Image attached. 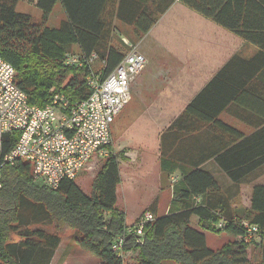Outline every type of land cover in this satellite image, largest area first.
I'll use <instances>...</instances> for the list:
<instances>
[{
	"label": "trees",
	"instance_id": "obj_1",
	"mask_svg": "<svg viewBox=\"0 0 264 264\" xmlns=\"http://www.w3.org/2000/svg\"><path fill=\"white\" fill-rule=\"evenodd\" d=\"M57 1L62 2L67 18L59 26L49 27ZM175 1L258 51L249 61L232 56L163 134L161 169L167 176L175 169L181 173L172 185L170 210L158 216L150 209L155 216L144 230L143 244L136 245L133 236L126 235L123 250L138 253L134 264H264L248 259L242 226L246 222L256 227L259 235L264 234V185H253L249 208L234 209L230 207L231 197L221 196L218 182L199 168L204 159L214 158L219 169L239 187L247 174L264 163L254 160L255 147L240 132L219 119L237 97L238 82L230 71L232 66L240 61L255 62L252 65L257 70L264 65V0H155L149 5L137 0H36L35 7L41 13L38 21L16 10L20 0H0V57L14 68L15 83L26 94L29 105L43 108L56 95L69 103L84 101L91 93L85 82L91 70L64 64L71 48L77 46L85 56L95 53L99 72L105 77L129 51L126 45L125 51L111 43L119 34L118 25L131 27L139 40ZM206 125L213 128L215 140L226 135L228 142L196 162H185L181 154L176 158L169 153L170 157L164 151V140L171 138L173 144L181 138V131L187 134ZM16 138V134L5 136L4 152L12 149ZM109 148L111 145L105 151H111ZM104 160L89 195L72 180L61 181L56 189L37 185L32 166L26 161L4 167L0 258L11 264H50L60 232L74 230L75 244L96 257L99 264H123L111 251L114 240L128 228L125 213L116 207L119 164L116 154ZM193 217L198 218L203 231L223 233L232 240L210 250L204 233L192 226Z\"/></svg>",
	"mask_w": 264,
	"mask_h": 264
},
{
	"label": "crops",
	"instance_id": "obj_2",
	"mask_svg": "<svg viewBox=\"0 0 264 264\" xmlns=\"http://www.w3.org/2000/svg\"><path fill=\"white\" fill-rule=\"evenodd\" d=\"M137 1L149 5L155 0ZM33 5L35 6V2ZM53 15L62 18L60 23L66 20L67 13L61 1H57L55 4L50 17ZM199 16L201 15L175 1L146 35L139 40L134 36L136 40V43L133 44L134 49L144 55L146 63L141 73L130 84V102L133 100L134 105L128 108L129 102L125 108L127 107V113L132 115L136 109L133 132L138 135L131 139L129 137L125 139L124 150L127 151L126 160H132L136 164L142 162L140 169L144 173L148 172L146 176L153 175L155 180L154 184L150 185L149 191L140 196L143 205L134 208L124 206L127 210L124 211L125 216L129 213L132 215L131 224L136 222L139 216L148 209H153L158 216L166 215L170 210L172 185L181 178V173L175 169L170 176H167L161 169V149H163L161 137L163 134L182 115L187 104L232 56L238 55L242 60L249 61L258 51L255 46L247 44L235 35V37L230 36L223 32L224 28L221 30L216 26L209 28L216 30L217 37L208 39L207 36H204V32L208 30V26L204 23L208 22ZM168 17L171 19L168 20ZM171 24L174 28L171 27ZM121 26L119 24L118 28ZM203 40L207 41L204 44L207 49L208 45L212 46L206 57L200 55L197 50L203 47V44H198ZM162 48L167 50L168 56H161L162 52L165 54V50L162 51ZM173 48L176 49L175 52L172 51ZM254 63L252 64L255 65ZM252 64L240 61L232 66L230 71L238 82L237 97L236 101L231 102L220 114L219 119L240 132L247 139L249 145L255 147L256 151L253 152L255 161L264 162V65L256 70ZM185 134L184 130L181 131V138L176 142L173 140V144L171 138L168 141L164 140V151L168 152V156H170L169 153H173L177 158V154H181L185 162H196L208 156L219 144L224 145L229 140L226 135L215 140L213 128L208 125L198 131ZM133 145L137 147L133 148ZM111 148L113 150V140ZM142 150H152V155L144 157L139 153ZM173 159L175 163H179L174 157ZM199 168L209 173L218 182L220 188L222 187L221 182L232 184L219 169L214 158L204 159ZM219 178H222L221 182L218 180ZM245 178L247 179L239 185L240 195L242 190H245L250 200L253 185H264V163L247 174ZM252 178L254 180L249 183ZM120 179H122L121 176ZM129 188L121 191L124 204ZM130 190L134 194V189L130 188ZM82 192L84 193V191ZM119 193L120 190L117 186L116 207ZM235 194L234 188L233 198ZM192 221H195L196 224L199 223L196 217L192 218L191 223ZM131 224L126 221L127 226H131ZM200 230L203 232L202 229ZM67 238L65 234L60 235L59 246L50 264H83L80 258L85 256L81 252H66ZM137 254V252H125L122 259L123 264L124 259L126 260L129 256L132 257L129 264H134Z\"/></svg>",
	"mask_w": 264,
	"mask_h": 264
},
{
	"label": "built area",
	"instance_id": "obj_3",
	"mask_svg": "<svg viewBox=\"0 0 264 264\" xmlns=\"http://www.w3.org/2000/svg\"><path fill=\"white\" fill-rule=\"evenodd\" d=\"M129 51L107 76L91 72L86 77L89 97L69 103L56 95L43 108L31 106L26 94L15 83V70L0 57V188L2 172L19 160L32 166V177L45 186L56 189L61 181L72 180L87 169L92 156L101 155L112 144L111 125L131 100L130 84L145 67V57L125 41ZM98 62L95 53L85 56L66 54L64 64L76 68L92 66ZM16 134L11 150L3 151L6 135ZM154 220L150 212L142 213L134 226L118 236L112 253L123 259L127 235H132L136 245H142L144 230ZM219 227H222L220 222ZM244 242L251 241L258 230L246 222ZM0 264H11L0 258Z\"/></svg>",
	"mask_w": 264,
	"mask_h": 264
},
{
	"label": "rangeland",
	"instance_id": "obj_4",
	"mask_svg": "<svg viewBox=\"0 0 264 264\" xmlns=\"http://www.w3.org/2000/svg\"><path fill=\"white\" fill-rule=\"evenodd\" d=\"M34 0H20L19 4L16 7V10L18 12L21 13H26L29 14L32 19L34 21H38L40 19V11L33 5L34 4ZM198 16V15H197ZM201 19L205 20L208 23H204L206 26H208V30H206L204 32V36H207L208 39L211 38H216L217 37V32L215 29H211L209 27L211 26H216L218 29L222 30V27H218V25L214 24L212 21L202 17ZM62 18L57 17V16H51L50 17V21H48V26L49 27H57L59 26V23L61 21ZM171 19L170 17H168V20ZM171 27H173V25L171 24ZM119 34H116V36H113V40L111 41V43L119 50V48H121L120 50H125L123 49V46L126 45L125 41L135 44L136 40L134 39V34L132 32V29L128 26H121L119 27ZM220 32V31H218ZM223 32H226L227 34H229L230 36L235 37L234 35H232V33H230L229 31L227 32L226 30L223 29ZM223 32L221 34H223ZM182 33V32H181ZM174 35V34H173ZM205 42H207L206 40L203 41H199L198 44H203V47L201 49H197L200 55L202 56H208V51L209 49L212 48V46H207L208 49L206 48V46L204 45ZM167 43V42H164ZM167 44H170L169 42ZM127 46V45H126ZM128 47V46H127ZM165 50V54H161V56H168V52L166 49L162 48V51ZM126 51V50H125ZM172 51H176L175 48L172 49ZM67 54H72L75 56L80 55L79 49L77 47H72L71 48V52L67 53ZM198 55V54H197ZM198 55L199 57H202ZM101 69L100 63L96 62L92 68H91V72L93 73H99V70ZM134 105V101L132 100L129 104H128V108ZM127 107L121 111V114L119 116H117L113 122V124L111 125V137L113 140V150H107L104 152L103 155H99L97 153H95L92 156L91 159V164L89 163V165L87 166V169L84 172H81L74 180V183L81 188L82 191H84L85 194H89L90 193V187H91V182L94 178V176L98 173L100 167L102 166L103 162L105 161L104 159L107 156H110L112 154H116L117 156V160H118V164H119V172H120V176L122 177L121 179V183L118 185V189L120 190L119 193V199H118V205L117 207L124 211L125 210L124 206H126L127 208L131 207H138L140 205H143L142 200L140 199V196L142 194H144L145 192L149 191V187L150 185L154 184V180L155 177H153V175L150 176H146V174L148 173H144L143 170L140 169V166L142 164V162H138L137 164L135 162H133L132 160H126V152L124 150V145H125V139L126 138H133L136 137L138 134L133 132V129L135 127V123H134V119L136 117V109L135 112L132 114L127 113ZM142 137V136H141ZM137 146L133 145V148H136ZM121 150V153H120ZM140 155H144V157H148L150 155H152V150H142L139 151ZM129 156V155H128ZM220 182L222 180V178L218 179ZM36 184L39 186H45L44 182L41 180L36 181ZM221 184V196H229L231 197V202H230V207L234 208V209H242L245 210L247 209V207L249 208L250 206V200L248 199L245 190H242V193L240 195V189L239 187H235L233 184L230 183H225L224 182L220 183ZM127 187H130L132 189H134V194L133 192H131L130 188L128 190V194L126 195V203L124 204V200L122 197V189L126 190ZM234 188L236 190V196L234 195L233 198V192H234ZM132 210V209H131ZM133 211V210H132ZM144 212H150L151 214H153L150 209L144 211ZM143 212V213H144ZM153 216H155L153 214ZM194 218V217H193ZM126 221L127 223L131 224L132 221V215L129 213L128 215H126ZM136 224V222H134L133 224H131V226H134ZM192 226L197 228L200 227V224H196L195 221H192ZM130 227V226H128ZM219 230L218 227H216V230ZM52 230V229H50ZM200 230V229H199ZM205 238H206V245L210 250H217L219 248H221L226 242L231 241L232 239L227 237L225 234L223 233H212V232H207V231H203ZM66 235L67 241H66V252H81L85 257L84 258H80L81 262L83 264H96L98 261V259L96 257H94L93 255H90L89 253H87L86 251L82 250L81 248H79L75 242H74V236L76 235V232L74 230H66L63 232H60V235ZM247 244V256L248 259L252 262V263H258V262H264V234L263 235H259V233L251 240L248 242H245ZM132 257L129 256V258L127 257L126 260L124 259V264H129L130 260ZM166 264H172V263H166Z\"/></svg>",
	"mask_w": 264,
	"mask_h": 264
}]
</instances>
